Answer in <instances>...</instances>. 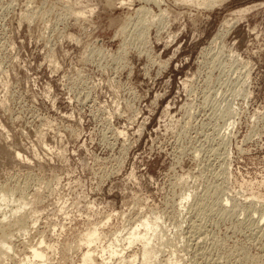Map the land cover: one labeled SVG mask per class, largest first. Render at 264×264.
<instances>
[{"label":"rangeland","instance_id":"obj_1","mask_svg":"<svg viewBox=\"0 0 264 264\" xmlns=\"http://www.w3.org/2000/svg\"><path fill=\"white\" fill-rule=\"evenodd\" d=\"M69 1L0 0L1 207L35 219L0 264L145 217L156 264H264V0Z\"/></svg>","mask_w":264,"mask_h":264},{"label":"bare ground","instance_id":"obj_2","mask_svg":"<svg viewBox=\"0 0 264 264\" xmlns=\"http://www.w3.org/2000/svg\"><path fill=\"white\" fill-rule=\"evenodd\" d=\"M121 2H126V1L121 0ZM65 3L67 4V2ZM122 4L124 5V3ZM203 4H206L205 0H203ZM248 9L249 8H242V9L236 10L235 13L241 14L242 12H245ZM141 10H144V9L142 8ZM73 12L75 13V15L78 16L81 14H85L84 12L86 11L84 10L83 12H78L76 14L77 10H75V11H72L71 14H73ZM49 61H51V59ZM16 154H17V157H21L20 152H17ZM11 200L9 198L7 190L2 188V190H0V207L1 205L4 204V201L9 202ZM23 208H25V204H21V206H19L17 210L14 212L8 211L10 213V215L8 216H6L7 211L4 213L3 211L5 210H2V207L0 208L2 211V213H0V216L2 217V219H0V257L3 256L4 258H8L10 256V252L13 250L12 237L14 236V234L12 233V230L20 231V230L25 229V230H28L29 232L30 228H27L26 226L27 221L31 218L29 222L35 223V219L32 220V216H30L27 213V211H24ZM17 212H19L18 215H17ZM157 221H158V217L154 219L145 217L142 221H140L135 226L130 227L129 229L126 228L125 230H123L125 234H123L122 236L119 235L118 237L117 236L118 234L116 236L113 235L115 236L114 241L109 240L107 244L103 243L105 242V240H103L104 239L103 233L99 231L97 226H95L94 224L93 228H89L88 232L83 236L81 242H79L80 246L85 248V251L82 250L80 252L81 254L80 260L76 262L75 264H128V261H130L131 264L132 263L133 264L135 263L136 264H156L155 260L157 258V253L159 251H157V249L154 248L152 241L154 240L153 239L154 236H156V229L159 228L158 226L159 224ZM25 234L27 235L28 233L26 232ZM137 243H139L140 245L139 250H138L139 254L134 253L133 256L130 255L131 258L126 260L127 259L126 250L129 247ZM79 244L77 245V247L79 246ZM41 246H43L42 238L39 239V242H37V244L29 245L28 249H29L30 255L27 254L28 257L27 256L23 257L22 260H20V263L23 264V262H27V264H45V261L47 259V253L41 248ZM49 250H51V248H49ZM115 260H117L116 263H115ZM169 261H170V258H169Z\"/></svg>","mask_w":264,"mask_h":264}]
</instances>
